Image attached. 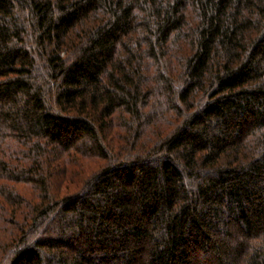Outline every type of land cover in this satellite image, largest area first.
Listing matches in <instances>:
<instances>
[{"label":"trees","instance_id":"1","mask_svg":"<svg viewBox=\"0 0 264 264\" xmlns=\"http://www.w3.org/2000/svg\"><path fill=\"white\" fill-rule=\"evenodd\" d=\"M0 264H264V0H0Z\"/></svg>","mask_w":264,"mask_h":264}]
</instances>
